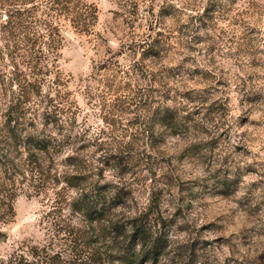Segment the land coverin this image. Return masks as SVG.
Returning a JSON list of instances; mask_svg holds the SVG:
<instances>
[{
    "label": "rangeland",
    "instance_id": "1",
    "mask_svg": "<svg viewBox=\"0 0 264 264\" xmlns=\"http://www.w3.org/2000/svg\"><path fill=\"white\" fill-rule=\"evenodd\" d=\"M89 1L94 34L64 29L60 69L87 157L135 142L109 168L96 163L102 184H124L116 214L149 210L165 241L157 264H264V0ZM154 39L160 56L145 58ZM7 64L0 54V74ZM117 98L127 103L104 107ZM7 102L0 90V125ZM158 107L180 109L175 132L158 125ZM1 177L0 212L13 197L15 215L0 219V264H66L61 230L84 226L66 204L76 192Z\"/></svg>",
    "mask_w": 264,
    "mask_h": 264
},
{
    "label": "trees",
    "instance_id": "2",
    "mask_svg": "<svg viewBox=\"0 0 264 264\" xmlns=\"http://www.w3.org/2000/svg\"><path fill=\"white\" fill-rule=\"evenodd\" d=\"M98 21V8L89 0H0V54L11 67L0 74V90L8 98L0 125L1 181L13 186L18 177L25 180L29 176L38 184H49L53 191L63 184V190L76 192L72 198L65 194L66 204L82 218L84 226L69 225L61 230L65 245L74 255L66 264H157L165 241L153 232L149 210L125 218L116 214L124 184H102L104 171L96 165L107 169L111 160L121 161L125 152L129 155L135 150V142L104 149L95 160L84 154V131L75 132L81 108L60 69L63 32L69 27L91 35ZM143 45L145 58L160 56L159 40ZM144 97L141 95V100ZM107 101L104 107L113 109L120 106L118 102L127 103L117 98L109 106ZM179 110L158 107L154 114L158 125L175 132ZM97 149L100 151V146ZM60 165L65 170L59 171ZM119 168L116 165L112 169L119 172ZM0 197L3 200L8 195ZM14 199L4 203L0 219L14 217ZM12 263L31 264L13 259Z\"/></svg>",
    "mask_w": 264,
    "mask_h": 264
}]
</instances>
